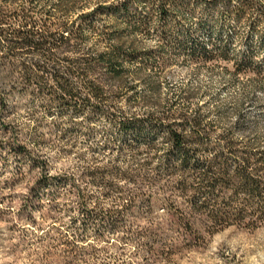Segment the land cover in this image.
<instances>
[{
	"label": "trees",
	"instance_id": "1",
	"mask_svg": "<svg viewBox=\"0 0 264 264\" xmlns=\"http://www.w3.org/2000/svg\"><path fill=\"white\" fill-rule=\"evenodd\" d=\"M40 1L0 0L2 113L11 109L13 98L28 96L31 117L37 118L34 101L40 102L46 115L56 116L54 128L64 147L75 146L72 138L82 133L96 140V126H104L102 142L90 147L92 160L99 150L116 158L108 167L86 168L88 185L101 190L103 199L115 193L117 202L124 196L136 200L126 184L158 188L168 196L164 208L187 229L202 216L214 228L243 222L255 210L254 201L264 206V152L238 140L257 130L263 114L249 119L244 103L237 102L234 127L218 135L187 106L188 92L162 98L178 57L206 65L232 62L228 43L194 41L189 47L181 39L184 28L187 38L200 31L193 21L198 8L192 7L201 5L207 14L222 6L226 11L219 19L246 20L257 29L264 23L259 0H51L50 8ZM149 38L156 39L154 49L146 46ZM233 68L225 70L234 79L250 71L262 76L251 54ZM43 127L35 120L33 144L44 142ZM10 149L31 154L19 137ZM36 164L43 170L41 184L55 180L45 162L38 158ZM87 191L82 190V206L88 218L117 224L115 207L105 209L97 200L101 213L86 209Z\"/></svg>",
	"mask_w": 264,
	"mask_h": 264
},
{
	"label": "rangeland",
	"instance_id": "2",
	"mask_svg": "<svg viewBox=\"0 0 264 264\" xmlns=\"http://www.w3.org/2000/svg\"><path fill=\"white\" fill-rule=\"evenodd\" d=\"M259 1L264 7V0ZM52 3L46 0L45 6L50 8ZM201 7H192L198 8L193 21L201 25L200 31L187 38L184 28L181 39L189 47L194 41L228 43L232 62L206 65L178 57L167 72L162 98L168 93L188 92L192 96L186 105L219 135L234 127L237 102L244 103L249 119L264 116V23L256 29L246 20L237 24L233 18L219 19L218 14L226 11L222 6L207 14ZM156 45L155 38L146 40L147 48ZM250 54L262 76L250 71L234 79L226 72H233V63ZM31 102L28 96H17L11 100L10 110L0 111V264H264V206L254 201L255 210L246 220L217 228L202 216L190 230L164 208L168 196L158 188L139 190L133 184H123L128 194L137 195L134 202L126 196L117 202L115 193L103 199L101 190L88 185L90 178L84 170L108 167L116 158V154L99 150L92 160L90 147L100 145L105 127L96 126V140L82 133L72 138L75 146L64 147L54 128L56 116L46 115L41 103L34 101L37 118L31 117ZM35 120L44 126L40 145L31 141ZM15 137L28 145L29 156L11 151ZM238 140L264 152V119L255 132ZM38 158L55 180L41 184L43 170L36 164ZM59 178L63 181H57ZM86 189V209L101 213L95 206L97 200L105 209L115 207L120 213L117 224L88 218L82 206V190Z\"/></svg>",
	"mask_w": 264,
	"mask_h": 264
}]
</instances>
